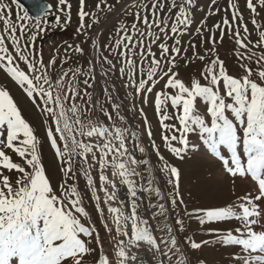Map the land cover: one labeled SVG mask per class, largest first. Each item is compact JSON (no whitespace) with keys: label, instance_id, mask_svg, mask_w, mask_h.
Instances as JSON below:
<instances>
[{"label":"snow or ice","instance_id":"obj_1","mask_svg":"<svg viewBox=\"0 0 264 264\" xmlns=\"http://www.w3.org/2000/svg\"><path fill=\"white\" fill-rule=\"evenodd\" d=\"M92 6L95 11L88 9V0H76L77 32L86 38L100 22L97 13L112 7L108 0ZM52 7L46 0H31V9L21 0H0V71L45 117L41 137L9 88L0 84V264H192L190 250L209 244L228 249L234 264H264V226L257 227L264 225V0H244L243 7L240 0H226V6L207 0L194 30L202 37L201 46L210 45L203 55L195 43L190 55L181 47V38L192 29L196 0H148L133 13L131 26L121 23L118 38L104 45L119 57V75L124 87L132 89L128 95L142 97V104L152 96L157 131L145 109H138L151 151L139 129L128 126L119 100L113 102L115 85H109L108 77L117 67L98 39H92L96 54L86 61V70L77 65L56 71V57L45 61L37 50L36 41L46 31L41 20ZM57 11V25L61 16L65 26L72 23V0H57ZM217 15L220 20L212 27L218 37L206 27ZM30 20H35L34 31ZM253 31L255 41L249 38ZM98 36L99 31L93 34ZM227 37L238 46L235 56L242 72H230L217 54V44ZM74 51L85 55L79 45ZM208 53L213 58L205 62ZM178 58L185 64L205 62L200 78L189 77L187 83L179 78ZM97 64L111 111L89 91L96 84ZM161 81L162 90L154 91ZM198 100L206 105L203 112ZM193 134L200 143L190 141ZM156 135L181 161L202 144L232 186L237 178L248 186L230 203L213 202L210 190L209 201L189 212L179 191L181 170L162 154ZM48 151L59 164L55 184L56 171L44 162ZM153 155L173 186L171 193L156 182ZM145 172L150 177L146 186ZM77 174L91 193L102 228L86 204ZM118 185L126 189L127 206ZM140 193L157 198L149 205L155 209L150 217L141 214ZM181 208L182 215L177 212ZM186 217L214 239L197 242L181 235L189 228Z\"/></svg>","mask_w":264,"mask_h":264},{"label":"rangeland","instance_id":"obj_2","mask_svg":"<svg viewBox=\"0 0 264 264\" xmlns=\"http://www.w3.org/2000/svg\"><path fill=\"white\" fill-rule=\"evenodd\" d=\"M49 4H51L52 10L51 13L41 20V24L46 27V31L42 32L39 38L36 41V46L38 51H43L44 59L47 61L50 57L55 56L57 60V64L55 66V70L67 69L68 67H76L77 65H83L85 70L87 69L88 65L86 63L87 60L92 59V56L95 55V51L92 48V39H94L93 34L97 32L100 27L105 24L104 29L100 32L98 41L101 45V49L104 51L105 55H108L110 59L113 60V63L116 64L117 71L113 74H110L108 77L109 85H115V97L114 101L119 100L121 103V113L126 117V121L128 126L133 128V130L139 129L141 133V140L145 143V145L151 151L150 143L147 136L144 134V124H143V116L139 114L138 109L143 107L145 109V114L148 116L149 121L152 124L154 132L157 131V120L156 115L154 113V107L152 104V96H149L148 103H141V98L133 99L128 95L129 92L132 91L130 88H125L124 83L126 82L123 78L119 75V57L116 55L111 54L107 49L104 48V45L114 41L116 38V31L121 23L131 24L134 21L133 13L136 11H141L139 5L144 2H148V0H132V3H129L126 7L123 3L127 2L128 0H108V3L112 5L111 10L104 8L102 12L97 13L99 16L100 22L92 26L89 29V35L86 38L84 35L79 34L77 32L78 21L76 18V0H72L73 3V20L72 23L68 25L63 24V16H61V24L57 25L55 22V17L57 15H61L57 11V0H46ZM6 3H9L10 0H5ZM99 0H88V9L91 11H95L93 8L94 3H98ZM197 2V9L193 11V25L192 29L190 30L189 34L182 37V48H188L189 55L191 54V47L192 43L197 45V50L200 54H205V49L209 48L210 45L205 43L203 46L200 45L199 41L202 37L198 34H195L194 30L197 24L201 19H203L204 12L201 9H206L207 7V0H196ZM241 6L243 7L244 0H240ZM219 4L221 6H226V0H219ZM123 5V6H122ZM123 9L118 16L108 24V18L110 15L115 13L119 8ZM13 8V20L15 21L17 9L15 5H12ZM163 15V14H162ZM223 15V13H221ZM264 15V14H262ZM245 17L248 18V13L245 11ZM45 20L48 23H45ZM220 20V15L215 17H211L208 20V24L206 27L211 28L213 32L217 33L218 31L212 27L215 22ZM29 23L33 26V31L35 30V20H30ZM171 23V22H169ZM261 23H264V19L261 20ZM143 28V25H139ZM249 27L252 28V25L249 21ZM101 30V29H100ZM154 31H158L155 30ZM257 32L253 31L251 36L249 37L253 41L257 38ZM207 36V33H205ZM164 37H162V40ZM169 45L171 46L172 40L168 41ZM69 45H72V48H69ZM76 45H79L85 48V55L81 56L79 53L74 51ZM154 51L159 52L157 46L154 44L152 45ZM238 48L234 44V41H231L230 37H227L223 44H217L216 51L217 54L225 60L226 66L229 67L230 72L236 74L237 72H242V69L237 67V59L235 56V50ZM259 51L258 49H254ZM243 51V50H241ZM69 57L67 64L61 65V61L65 58ZM212 57L211 53L206 55V61L210 60ZM193 60L189 64L184 63V59L178 58V67L175 71L179 72V78L185 80L187 83L189 81V77L192 78H200V71L203 68V63ZM24 67L23 64H21ZM107 65H104V68L107 69ZM97 68V80L96 84L94 85L93 89H89L94 94V99L99 98L101 103H103L109 111H111L109 102L107 101L103 87L105 84V78L103 77L102 73L100 72V64L96 65ZM0 73L3 75L0 76V84L5 85L9 88L14 98L17 99L20 107L24 110L26 118L29 119L30 122L33 123L34 127L38 129V135L43 137V128L41 127V122L45 119L42 113L39 112L38 109L32 107L31 101L27 98V96L23 93V91L12 82L6 74L2 71ZM202 83H206V81L202 80ZM163 81L161 84L157 86L154 91L162 90ZM39 102V101H38ZM198 107L203 112L206 105H203L202 101L198 100ZM103 118V117H102ZM106 123L108 121L105 120ZM174 122V121H173ZM120 123V122H118ZM156 140L157 144L161 145L162 154L165 155L166 159L169 163L173 164L174 166L178 167L181 170V182H180V195L184 199V203L187 206V210L191 212L194 208L200 207L203 204L209 201V192L211 190L212 196L214 197L213 202L215 203H224V202H231L237 196L242 195L244 189L248 186L239 178H237L235 186H232L230 183V178L226 176V174L221 173L219 162L215 161L207 153H201L198 150L189 151V153L185 156L184 160H178L171 153H169L166 147L163 146L162 141L159 139V136L156 135L153 137ZM190 141L192 143H200L195 134L190 136ZM202 146V144H201ZM203 147V146H202ZM139 157V153H137ZM18 160V159H17ZM153 163L156 168L155 176L156 182L161 186L162 190L165 194L171 193L173 191V186L166 183V176L159 171L160 162L156 159L155 155L152 156ZM19 162V160H18ZM44 162L46 165H49L53 170L56 171V178L54 179V184L56 180L60 178V173L58 171L59 164L58 161L52 156L51 152L48 151L44 156ZM216 163V165L214 164ZM14 175V174H13ZM149 174L147 172L144 173L143 180L145 186L147 185V181L149 179ZM225 179V180H224ZM77 181L82 189V192L85 193V201L93 215L94 221L97 222L98 228H102L99 224V217L98 214L94 211V201L90 200L89 197L91 195L90 192L84 187V178L77 174ZM71 182V181H70ZM148 206L151 203H156L157 198L149 193H144ZM150 212H154L155 209L149 206ZM181 215L183 214V208L177 209ZM175 213L173 214V217ZM162 218H157V220ZM186 223L189 225L188 231L186 233H182L181 235H188L192 236L197 242L204 240V239H214V237L209 236L206 232H204L201 228L197 227L196 221L194 218L188 219L187 217ZM258 227V226H257ZM102 236H107V233L101 231ZM189 259L192 261V264H234L232 257L230 255V251L225 249L224 247L216 244H209L205 246L201 250H190ZM91 264V261L89 262Z\"/></svg>","mask_w":264,"mask_h":264},{"label":"bare ground","instance_id":"obj_3","mask_svg":"<svg viewBox=\"0 0 264 264\" xmlns=\"http://www.w3.org/2000/svg\"><path fill=\"white\" fill-rule=\"evenodd\" d=\"M131 1L132 0H128L127 3H125V4H128ZM97 31H99V34H100L101 30L98 29ZM98 38H99V36L98 37H94V39H98ZM0 76L2 77L3 75L0 73ZM198 151L201 152L202 154L203 153H207L206 150L202 146H200V148L198 149ZM214 164L216 165V163H214ZM118 187H119L118 195L120 196L121 199H123L125 201V206H127V192H126V189L124 187H122V186H119V185H118ZM139 195L143 198L140 201V203H141V210H140L141 211V214L143 216H145L146 218L147 217H150L151 212H150L149 206L147 204L146 198L144 196V193H140ZM262 226H264V225H258V227H262Z\"/></svg>","mask_w":264,"mask_h":264},{"label":"water","instance_id":"obj_4","mask_svg":"<svg viewBox=\"0 0 264 264\" xmlns=\"http://www.w3.org/2000/svg\"><path fill=\"white\" fill-rule=\"evenodd\" d=\"M21 2L24 3L25 7L31 9V0H21ZM46 3H48V2L46 1ZM125 3H127V2H125ZM125 3H123V5H125L124 7H126L129 3H132V1L129 2L128 4H125ZM48 4H49V3H48ZM123 5H122V6H123ZM122 10H123V9H121V7H120L115 13H113L112 15H110V17L107 19V20H108L107 23L110 24L112 21H114V19L118 16V14H119ZM105 24H106V23H104V24L100 27L101 31L104 29Z\"/></svg>","mask_w":264,"mask_h":264}]
</instances>
